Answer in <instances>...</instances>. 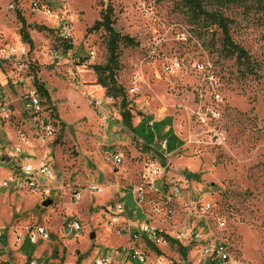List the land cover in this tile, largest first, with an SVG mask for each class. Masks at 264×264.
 Wrapping results in <instances>:
<instances>
[{"label":"rangeland","instance_id":"rangeland-1","mask_svg":"<svg viewBox=\"0 0 264 264\" xmlns=\"http://www.w3.org/2000/svg\"><path fill=\"white\" fill-rule=\"evenodd\" d=\"M188 1L0 0V46L29 52L24 83L6 84L5 76L16 78L20 67L0 60V143L9 148L24 138L18 165L51 170L40 177L50 196L0 189L3 264L124 262L120 249L129 239L109 224L119 217L113 210L119 200L133 223L148 222L171 236L199 227L205 241L227 244L232 264H264V0H201L228 21L232 40L260 65L258 76L227 56L223 31L204 16L195 19ZM106 14L116 33L138 42L119 45L113 76L105 69L108 33L90 32ZM21 18L32 43L21 33ZM67 21L69 40L61 32ZM172 62L179 65L175 73L168 70ZM112 79L118 98L103 87L113 86ZM36 80L50 96L52 138L29 105ZM99 87L100 96L91 94ZM153 169L160 171L155 188L147 184ZM9 171L1 166L0 179ZM175 189L181 194L170 201ZM136 190L147 216L135 203ZM47 200L53 203L45 207ZM73 221L81 231L69 228ZM38 226L50 240L32 245L26 236ZM201 246L190 247L192 259L199 260ZM163 250L168 258L180 253L176 245Z\"/></svg>","mask_w":264,"mask_h":264},{"label":"built area","instance_id":"built-area-1","mask_svg":"<svg viewBox=\"0 0 264 264\" xmlns=\"http://www.w3.org/2000/svg\"><path fill=\"white\" fill-rule=\"evenodd\" d=\"M36 10H42L41 4L34 3ZM47 14L52 15L51 10L47 11ZM61 32L64 33L66 40L70 39L69 34L72 32L71 24L67 21L61 28ZM29 52L25 48L20 50H15L12 47H2L0 46V60L16 62V66L19 68V73L16 78L8 75L5 76V83L8 84V80L13 83H24V79L21 78V72L25 65L27 64V56ZM195 68L200 71L206 70V67L202 64L195 63ZM178 63L172 62L168 67L171 73H175L178 70ZM16 79V82H14ZM134 91V90H132ZM29 103L32 108L33 114L36 116L37 122H39V127L41 131L47 137H54L56 131L54 125L50 119V112L47 111L49 108L46 107L47 102L38 95L37 91L30 92ZM25 139L21 138L19 144L10 145L7 148L2 143H0V164L15 166L17 169V175H10L2 180H0V189L5 190H16V191H29L35 194H41L50 196L51 190L49 187L44 185L41 178L42 176H51V170L42 164L40 167L34 168L31 164H27L24 167L18 165V162L23 159V144ZM167 142L165 141L162 146L166 149ZM115 164H121L122 159L120 156H115L113 159ZM166 169V168H164ZM160 171L159 169H153L151 177L147 180V184L151 188H155L156 180L158 179ZM38 174V176L36 175ZM94 192L99 190L98 186L92 188ZM181 191L175 189L172 192V196L169 198L171 201L174 197L180 196ZM135 203L141 212L147 216L144 212L143 203L145 197L141 190H136L133 192ZM79 195L76 197V201L79 199ZM113 210L119 214V217H113L110 224L111 228L116 227L118 235H123L128 237V244L125 248L120 249V254L123 255L124 262L118 264H126L129 259L136 258L140 264H232L230 259L229 248L224 242H214L210 243L205 241L203 232L200 231L199 227L192 228L186 227L183 233L177 236H171L168 232L161 230L157 227L151 226L148 222L143 223H133L131 217H123L124 214L128 213L125 209L121 200H119L114 206ZM188 221H190V216L193 215V210L189 209ZM156 213L158 211L156 210ZM169 212V216H171ZM69 228L74 232L81 231V224L79 222H70ZM3 234L0 232V241ZM27 241L32 244H38L39 242H46L50 240V234L48 229L43 226H38L34 230H29L26 236ZM141 243L145 248H150L153 251L154 258H148L144 252L138 250L137 243ZM194 244H202L199 249V260L196 261L190 256V247ZM172 245L179 246L180 253L175 258H168L164 252V248H171ZM30 264H36L31 262ZM95 264H113L107 261H96Z\"/></svg>","mask_w":264,"mask_h":264},{"label":"trees","instance_id":"trees-1","mask_svg":"<svg viewBox=\"0 0 264 264\" xmlns=\"http://www.w3.org/2000/svg\"><path fill=\"white\" fill-rule=\"evenodd\" d=\"M220 2H235L236 0H218ZM187 7H189V11L192 12V15L195 19L204 16L209 22V26H217L219 29L223 31L224 39V52L227 54L228 57L234 58L237 61V64L240 68L243 69L245 74L258 76L260 72V65L252 59L248 51H246L243 47L237 45L231 38L229 34V24L225 17L222 15L220 11H209L206 10V6L202 4L201 0H189ZM22 29L21 33L29 43H32V40L29 36L27 31V25L23 18H21ZM104 29L108 35V47H109V63L105 67L107 71H109L110 76H113V64L115 63L116 59L118 58V47L122 43L128 47H136L138 46V42L134 39L127 37V36H120L116 33L113 29V22L111 20V16L106 14L102 21L96 23V25L90 30L92 31H99ZM100 70L101 68H97ZM111 82V80H110ZM113 86L106 84L103 86L104 88H108L110 95L112 98H118V93L113 92L115 86V80L112 79ZM37 93L40 97H46L48 100L50 99L49 93L47 90L36 80L35 82ZM123 120L125 124L130 125L131 122V114L129 112H124ZM188 178L198 180L199 176L194 174H188Z\"/></svg>","mask_w":264,"mask_h":264},{"label":"crops","instance_id":"crops-1","mask_svg":"<svg viewBox=\"0 0 264 264\" xmlns=\"http://www.w3.org/2000/svg\"><path fill=\"white\" fill-rule=\"evenodd\" d=\"M90 91H91V94H95V95H97V96H100L101 94H102V92L104 91L103 90V87H99V88H96V89H94L93 90V88H91L90 89ZM46 102L47 101H49L46 97H42ZM30 105V104H29ZM53 112V110H51L50 111V113H52ZM49 113V114H50ZM167 129H165V131H166ZM140 142V141H139ZM141 143V142H140ZM148 147H154V145H152V146H148ZM4 167V166H7L8 168H9V173L4 177V178H6V177H8V176H10V175H17V169H16V167L14 166H9V165H4V164H0V167ZM3 178V179H4ZM40 178V177H39ZM0 180H2V179H0ZM107 190V188H105V191ZM13 191H16V190H13ZM101 191V190H100ZM1 231V230H0ZM2 233V232H1ZM3 234V233H2ZM43 242V241H42ZM1 248V247H0ZM0 264H3V261L2 260H0Z\"/></svg>","mask_w":264,"mask_h":264},{"label":"water","instance_id":"water-1","mask_svg":"<svg viewBox=\"0 0 264 264\" xmlns=\"http://www.w3.org/2000/svg\"><path fill=\"white\" fill-rule=\"evenodd\" d=\"M52 203H53V202H52L51 200H47V201H45V202L43 203V206L48 207V206H50ZM93 238H94V235L92 236V239H93Z\"/></svg>","mask_w":264,"mask_h":264},{"label":"bare ground","instance_id":"bare-ground-1","mask_svg":"<svg viewBox=\"0 0 264 264\" xmlns=\"http://www.w3.org/2000/svg\"><path fill=\"white\" fill-rule=\"evenodd\" d=\"M103 190V189H102Z\"/></svg>","mask_w":264,"mask_h":264}]
</instances>
